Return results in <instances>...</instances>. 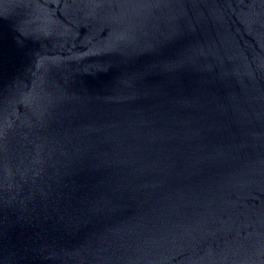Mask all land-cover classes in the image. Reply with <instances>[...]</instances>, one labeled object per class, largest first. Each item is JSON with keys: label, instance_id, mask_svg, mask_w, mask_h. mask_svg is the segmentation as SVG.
I'll list each match as a JSON object with an SVG mask.
<instances>
[{"label": "water", "instance_id": "1", "mask_svg": "<svg viewBox=\"0 0 264 264\" xmlns=\"http://www.w3.org/2000/svg\"><path fill=\"white\" fill-rule=\"evenodd\" d=\"M0 264H264V0H0Z\"/></svg>", "mask_w": 264, "mask_h": 264}]
</instances>
